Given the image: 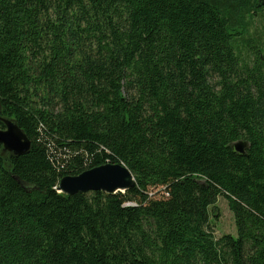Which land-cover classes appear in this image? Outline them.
Segmentation results:
<instances>
[{"label":"trees","instance_id":"1","mask_svg":"<svg viewBox=\"0 0 264 264\" xmlns=\"http://www.w3.org/2000/svg\"><path fill=\"white\" fill-rule=\"evenodd\" d=\"M0 104V264H264V0H0ZM108 161L135 185L60 192Z\"/></svg>","mask_w":264,"mask_h":264},{"label":"water","instance_id":"2","mask_svg":"<svg viewBox=\"0 0 264 264\" xmlns=\"http://www.w3.org/2000/svg\"><path fill=\"white\" fill-rule=\"evenodd\" d=\"M0 121L5 124V128H0V143L4 151L17 156L28 153L32 146L31 139L13 118L2 114L1 104ZM247 145V141L240 140L235 142L233 147L236 151L245 153ZM134 185V175L125 164L108 161L78 175L64 176L60 180L59 189L69 195L98 190L117 193L126 192Z\"/></svg>","mask_w":264,"mask_h":264},{"label":"rangeland","instance_id":"3","mask_svg":"<svg viewBox=\"0 0 264 264\" xmlns=\"http://www.w3.org/2000/svg\"><path fill=\"white\" fill-rule=\"evenodd\" d=\"M158 194L161 192L158 191ZM211 225L216 237L223 234L237 235L234 214L224 197H220L215 207H211Z\"/></svg>","mask_w":264,"mask_h":264}]
</instances>
